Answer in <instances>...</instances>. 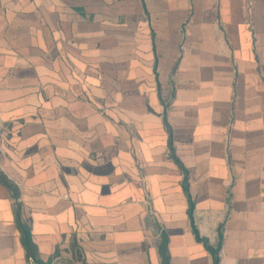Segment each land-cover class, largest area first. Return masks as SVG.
Masks as SVG:
<instances>
[{
	"label": "crops",
	"instance_id": "0c3cea01",
	"mask_svg": "<svg viewBox=\"0 0 264 264\" xmlns=\"http://www.w3.org/2000/svg\"><path fill=\"white\" fill-rule=\"evenodd\" d=\"M215 259L264 264V0H0V264Z\"/></svg>",
	"mask_w": 264,
	"mask_h": 264
},
{
	"label": "trees",
	"instance_id": "16d2710c",
	"mask_svg": "<svg viewBox=\"0 0 264 264\" xmlns=\"http://www.w3.org/2000/svg\"><path fill=\"white\" fill-rule=\"evenodd\" d=\"M194 233H195L196 237L198 238L197 232L194 231ZM22 240H23V244L25 245V247H26L28 250H30V245H29L28 235L26 234L25 231H23V239H22ZM28 252H30V251H28ZM215 264H216V259H215Z\"/></svg>",
	"mask_w": 264,
	"mask_h": 264
}]
</instances>
